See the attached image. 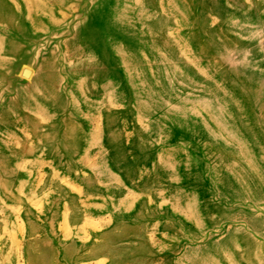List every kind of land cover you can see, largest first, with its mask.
Returning a JSON list of instances; mask_svg holds the SVG:
<instances>
[{
  "label": "rangeland",
  "instance_id": "obj_1",
  "mask_svg": "<svg viewBox=\"0 0 264 264\" xmlns=\"http://www.w3.org/2000/svg\"><path fill=\"white\" fill-rule=\"evenodd\" d=\"M0 264H264V0H0Z\"/></svg>",
  "mask_w": 264,
  "mask_h": 264
},
{
  "label": "water",
  "instance_id": "obj_2",
  "mask_svg": "<svg viewBox=\"0 0 264 264\" xmlns=\"http://www.w3.org/2000/svg\"><path fill=\"white\" fill-rule=\"evenodd\" d=\"M24 75L25 76H29L30 75V72L28 70L24 71Z\"/></svg>",
  "mask_w": 264,
  "mask_h": 264
}]
</instances>
